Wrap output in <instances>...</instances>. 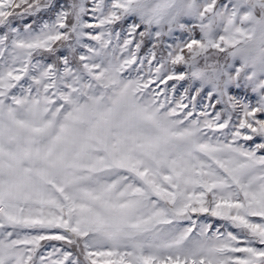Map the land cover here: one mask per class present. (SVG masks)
<instances>
[{"label":"snow or ice","instance_id":"1","mask_svg":"<svg viewBox=\"0 0 264 264\" xmlns=\"http://www.w3.org/2000/svg\"><path fill=\"white\" fill-rule=\"evenodd\" d=\"M0 264H264V0H0Z\"/></svg>","mask_w":264,"mask_h":264}]
</instances>
